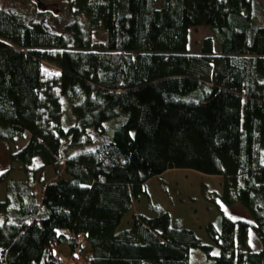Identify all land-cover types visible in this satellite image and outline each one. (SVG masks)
I'll return each mask as SVG.
<instances>
[{
  "label": "trees",
  "instance_id": "16d2710c",
  "mask_svg": "<svg viewBox=\"0 0 264 264\" xmlns=\"http://www.w3.org/2000/svg\"><path fill=\"white\" fill-rule=\"evenodd\" d=\"M69 8L76 19L61 32L0 8V138L30 133L11 154L26 179L8 180L14 167L0 174V264H62V246L74 264H196L195 250L204 264H264V3ZM195 27L213 35L191 52ZM49 167L55 179L44 182ZM173 169L223 177L209 243L151 201L147 182ZM140 197L150 215L133 214L121 229ZM232 206L244 214L231 216Z\"/></svg>",
  "mask_w": 264,
  "mask_h": 264
},
{
  "label": "rangeland",
  "instance_id": "374dc122",
  "mask_svg": "<svg viewBox=\"0 0 264 264\" xmlns=\"http://www.w3.org/2000/svg\"><path fill=\"white\" fill-rule=\"evenodd\" d=\"M39 1L40 4H38L37 0H0V8L16 11L29 20L45 19L52 29L59 32L63 31L70 21L76 19V16L73 15L69 8V0ZM157 2L159 3L160 0H157ZM259 2L263 4L264 0H259ZM212 35V31L208 27L191 28L189 37L190 51L198 52L204 38ZM216 47L218 50V46ZM44 69L49 74L57 72L55 67L46 63L44 64ZM65 125L67 126L69 124L67 123ZM29 134V132H26L22 138H16L14 140L0 138V174L4 173L10 167L16 168L9 175L8 180L10 181L26 179V175L19 169V165L12 162L11 154L22 149L28 143L30 139ZM111 135V131L108 130L104 139L109 140ZM100 142L101 140H97L96 144ZM81 149L83 148L76 147L74 152L77 153ZM39 176L40 173H37L36 178H34L35 182L33 186V191L38 200H40L42 195V182L55 179L54 169L49 167L45 170V173L40 176L43 178L41 183L37 181L38 178H40ZM164 186H166L167 191H164ZM7 188V182L0 183V200L6 199ZM146 188L151 201L167 210L175 223L182 222L183 226L193 228L204 243L210 242L204 228L209 222L213 221L219 213L214 200H218L219 202L221 200L223 177L205 175L193 170L173 169L166 171L158 177L151 178L147 182ZM147 203L148 199L146 197H140L135 200L132 211L123 218L120 226L121 229L128 227L127 223L131 222L133 214L142 213L150 215L147 210ZM239 205L242 206L241 204ZM238 206L228 207L226 211L233 217H241V215L244 214V209L242 210V208ZM249 240L253 250H260L262 248V243L252 228L249 232ZM56 252L62 256V264H74L73 262L75 261L72 260L73 256H71L69 248L62 246L59 247ZM194 254L197 257L195 260L196 264H204L203 261L209 262L202 251L195 250ZM83 257L84 255L82 258L80 257L78 259V262H80Z\"/></svg>",
  "mask_w": 264,
  "mask_h": 264
},
{
  "label": "water",
  "instance_id": "95a60500",
  "mask_svg": "<svg viewBox=\"0 0 264 264\" xmlns=\"http://www.w3.org/2000/svg\"><path fill=\"white\" fill-rule=\"evenodd\" d=\"M38 1V4H40V1L39 0H37Z\"/></svg>",
  "mask_w": 264,
  "mask_h": 264
}]
</instances>
